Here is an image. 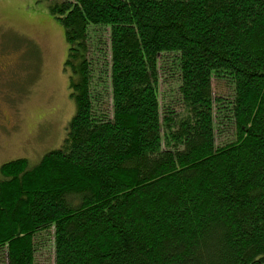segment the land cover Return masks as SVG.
<instances>
[{"label": "trees", "instance_id": "trees-1", "mask_svg": "<svg viewBox=\"0 0 264 264\" xmlns=\"http://www.w3.org/2000/svg\"><path fill=\"white\" fill-rule=\"evenodd\" d=\"M48 8L77 110L0 166V262L264 264V0Z\"/></svg>", "mask_w": 264, "mask_h": 264}, {"label": "rangeland", "instance_id": "rangeland-1", "mask_svg": "<svg viewBox=\"0 0 264 264\" xmlns=\"http://www.w3.org/2000/svg\"><path fill=\"white\" fill-rule=\"evenodd\" d=\"M49 2L0 0V166L18 157L36 163L58 148L77 110L65 69L69 44ZM231 135L225 130L218 141ZM41 238L37 264H54L49 235Z\"/></svg>", "mask_w": 264, "mask_h": 264}]
</instances>
